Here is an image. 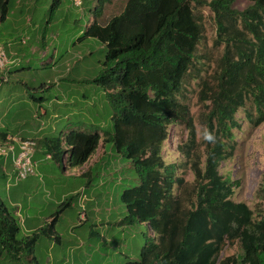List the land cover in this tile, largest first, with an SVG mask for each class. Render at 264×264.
Returning a JSON list of instances; mask_svg holds the SVG:
<instances>
[{
	"label": "trees",
	"instance_id": "1",
	"mask_svg": "<svg viewBox=\"0 0 264 264\" xmlns=\"http://www.w3.org/2000/svg\"><path fill=\"white\" fill-rule=\"evenodd\" d=\"M13 1L0 0V23L7 21ZM237 1L209 3L217 43L225 51L216 83L203 84L201 91L203 101L210 102L207 126L214 140L206 141L199 154L193 138L181 147L195 174L191 190L177 177L176 165L165 161L163 145L172 124L182 123L194 132L190 110L177 95L202 39L194 13V4L200 2L128 0L120 14L106 24L94 21L79 39L96 38L106 47L105 68L94 83L108 92L114 131L101 135L97 128H74L43 141L47 154L60 164L67 154L73 167H82L107 143L133 163L140 184L122 195L127 216L121 223H147L156 238L147 240L140 260L125 264H264V176L256 219L246 203L232 199L239 183L220 173L234 130L241 127L239 110L247 111L251 123H264V0H247L251 5L243 11L235 7ZM2 132L4 142L8 134ZM4 167L0 156V170ZM177 184L184 188L176 196ZM68 206V201L62 203L51 224L24 236L16 215L0 202V258L9 264H40L38 241L56 234L59 214ZM235 244L239 252L221 259L226 246Z\"/></svg>",
	"mask_w": 264,
	"mask_h": 264
},
{
	"label": "rangeland",
	"instance_id": "2",
	"mask_svg": "<svg viewBox=\"0 0 264 264\" xmlns=\"http://www.w3.org/2000/svg\"><path fill=\"white\" fill-rule=\"evenodd\" d=\"M198 1L200 3L194 4V13L202 28V39L194 65L177 95L190 110L194 132L192 134L182 123L172 124L168 128L169 138L163 145L165 161L176 165L177 177L183 180L188 190L194 186L195 174L192 162L182 154L181 147L190 145L193 138L200 150L198 154L204 151L211 107L210 102L203 101L201 91L203 84L213 86L216 83L225 51V45L217 43L215 14L209 6L212 0ZM127 2L81 0L76 4V0H14L7 21L0 23V48L7 58L4 64L0 61V121L15 130L16 122H11L16 116L28 120L30 115L33 117L43 109L48 112L45 133L49 136H60L70 128H97L102 134L113 132L114 111L108 92L94 83L105 68L106 47L96 38L79 39L94 21L106 24L120 14ZM250 5L247 0H238L235 7L243 11ZM247 107L252 111L250 104ZM246 113L245 109H240L236 115L241 127L234 130L235 138L227 148L230 156L221 164L220 173L239 183L232 199L246 203L257 219L260 211L257 192L264 176V123H251ZM35 120L33 117L32 123ZM106 151V158L100 160V165L110 166L112 173L107 175L106 184L103 182L100 189L97 177L90 187L97 189L100 203L88 206L89 219L86 221L82 215L86 214L83 210H86L87 200L82 206L70 200L73 196L65 199L70 203L73 201V205L59 214L55 224V230L63 240L58 243L55 236L41 237L36 247L40 264H125L140 260L141 249L147 240L156 238L147 223H120L127 216L122 195L125 190L139 185L140 180L133 163L112 144H106ZM47 164L53 162H40L35 174L26 180H18L13 164L14 167H9L12 168L9 179V174L0 170V202L16 215L20 226L28 194L32 196L30 204L34 209L39 207L40 201L44 202V227L51 224L56 212L62 209L64 198L60 199L62 203L56 204L55 199L60 194L51 188L54 175L61 174L49 173L44 167ZM81 168L74 167V173ZM183 188L177 184L175 195H179ZM83 198L81 194V200ZM34 199L38 201L34 202ZM109 201L112 203L110 215L107 214ZM22 235L25 236L23 230ZM238 252L237 244L228 245L220 258ZM0 264H9V261L0 258Z\"/></svg>",
	"mask_w": 264,
	"mask_h": 264
},
{
	"label": "crops",
	"instance_id": "3",
	"mask_svg": "<svg viewBox=\"0 0 264 264\" xmlns=\"http://www.w3.org/2000/svg\"><path fill=\"white\" fill-rule=\"evenodd\" d=\"M47 116H48V112L42 109L39 113L33 116L36 118V120H35V123H32L31 120L33 117L31 115L28 117V120H22V118L18 115L11 122V123L16 122L17 128L15 130L5 126L4 122L2 121H0V130L4 131L2 133L6 132L8 134L7 137L17 134L22 137L26 136L31 139L32 138L37 139L38 145L36 146L35 157H34L36 169L40 162L44 161L46 163L48 160H50L53 162V164L52 165L47 164V166H44V167H47V169L49 170V173L58 172L61 174V175H54V179H53L54 183L51 187L54 192H59L58 194H60L59 198L55 199V203L56 204L62 203L63 200H60L61 198H64V201H65V199H67L69 196H73L71 197L70 200L77 201L78 205L81 204L82 206H84L83 205L85 204L84 200H87L86 210L85 209L83 210V212H85L86 214L85 216L82 215V217H84L85 220L88 221L89 219L87 215V212H89L88 206H90V204H93V203H94L93 205H96V202L100 203L97 201L98 191L97 189L90 188L91 184L94 181V179L97 177L100 183L99 184V189H100V186L103 185V182H104V185L106 184L105 180L107 178V175L112 173V169L110 168V166H107L106 164H104L103 166L100 165V160H102V158L105 159L107 155L106 145L103 146V144H101L99 146L97 152L91 157V159L87 163L89 164L88 167H87V164H85L84 166H82L80 171H78L77 173H74L73 171L74 167L69 163V160H68L69 156L67 154H65L61 164L53 160L51 156L47 154V147L45 144L46 142L43 141L44 140L43 138L48 137L50 135V134L45 133L47 129L45 119ZM4 117H2V120L4 119ZM71 129H74V128H70L69 130ZM69 130H67L66 132H68ZM2 140H4V138H3V135L0 134V142ZM63 146H64V149L66 150L69 149L67 144H64ZM103 148H105L104 151L103 152L100 151V149L102 150ZM43 155H47L46 156L47 159L43 158ZM40 157L42 158L40 159ZM9 162H10L9 160L6 161L5 167H4V171L7 174H9L8 179L11 177L10 170L12 169V168H9L10 166H8ZM31 179L28 182H31ZM81 194L84 196L83 200H81ZM31 198L32 196H30V194L26 195L25 197V202H24L25 204H24V211H23L24 215L22 217H20V212L18 211L19 217L21 218V222H22L21 227L26 236L31 235L39 231L41 228H43L44 227L43 223L46 219V217L44 218L42 214L44 210L43 208L44 202L40 201L39 207H37V209H34L32 205L30 204ZM17 201H20V200L18 199ZM37 201H38L37 199H34V202H37ZM73 201L71 202L73 203ZM68 202L70 203V201ZM17 203L20 204L19 202ZM72 203H70V207L73 205ZM105 205H106L105 207H107V202H105ZM111 206H112V203L111 201H109L108 203L109 209L107 210V214L109 215L112 213ZM100 222H102V220H100ZM92 233L93 232L90 233V236L93 237L94 235ZM54 236L55 238L59 236L57 231ZM54 236L49 237V238H53ZM62 240L63 239L61 237L60 239H56L58 243H61Z\"/></svg>",
	"mask_w": 264,
	"mask_h": 264
},
{
	"label": "built area",
	"instance_id": "4",
	"mask_svg": "<svg viewBox=\"0 0 264 264\" xmlns=\"http://www.w3.org/2000/svg\"><path fill=\"white\" fill-rule=\"evenodd\" d=\"M81 0H76V4H80ZM6 54L0 48L1 64L6 62ZM37 141L31 138L24 139L20 135H12L7 140L0 143V156L6 161L12 160L17 169L18 180H26L35 174V151Z\"/></svg>",
	"mask_w": 264,
	"mask_h": 264
},
{
	"label": "clouds",
	"instance_id": "5",
	"mask_svg": "<svg viewBox=\"0 0 264 264\" xmlns=\"http://www.w3.org/2000/svg\"><path fill=\"white\" fill-rule=\"evenodd\" d=\"M204 138L209 141V142H212L214 140V135L210 132H205V135H204Z\"/></svg>",
	"mask_w": 264,
	"mask_h": 264
}]
</instances>
